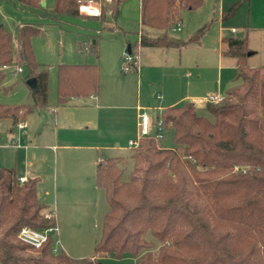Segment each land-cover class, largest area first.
<instances>
[{
    "label": "trees",
    "instance_id": "16d2710c",
    "mask_svg": "<svg viewBox=\"0 0 264 264\" xmlns=\"http://www.w3.org/2000/svg\"><path fill=\"white\" fill-rule=\"evenodd\" d=\"M14 1L42 8L41 0ZM76 1L54 0L48 20L59 23L65 17H79ZM122 1L103 2L101 14L94 17L103 19L107 11L115 14ZM244 2L248 0L232 3L223 19ZM201 3L140 0L138 40L127 49L134 61V46L181 48L187 43L169 31L180 21L182 9ZM38 31L32 24L18 25L16 30L22 80L34 78L35 85L30 87V102L0 103V119L10 118L14 125L49 106L48 71L35 60L31 44ZM222 41L223 55L235 59V73L223 100L206 103L213 121L198 115L189 100L166 107L155 120V125L161 121L162 138L149 132L130 149L129 158L106 157L98 162L96 183L108 208L94 254L116 258L130 254L134 264H264V68L247 64L246 37L224 36ZM12 43V34L0 24V83L1 66L16 62ZM89 52L98 57L96 41ZM98 88L97 63L56 65L58 104L96 93ZM170 131L168 147L162 139ZM37 181L28 177L20 183L14 173L0 169V264H92L87 257L73 258L63 249L54 252L53 234L37 248L18 239L24 225L36 229L55 225L54 217L44 216L45 205L37 199Z\"/></svg>",
    "mask_w": 264,
    "mask_h": 264
},
{
    "label": "rangeland",
    "instance_id": "374dc122",
    "mask_svg": "<svg viewBox=\"0 0 264 264\" xmlns=\"http://www.w3.org/2000/svg\"><path fill=\"white\" fill-rule=\"evenodd\" d=\"M45 1L42 8L31 9L17 4L14 0H0V24L13 36L12 46L15 59V34L18 25L32 24L39 28L37 34L32 37L31 44L35 60L44 65L48 71L50 105L56 103V65L62 62L97 63L100 72V95L108 97L113 91L122 90L127 93L126 97L129 101L134 102L136 98H139L140 102L147 100L152 104L158 102L160 95L183 91L185 88L196 90L198 94L205 96L214 93L218 79L216 53H218L219 45H221L220 48L225 47L224 42H221V38L224 36L246 37L249 52L251 48L257 50L256 54L246 58L247 64L252 67L264 68V0H249L247 3H241L235 12L224 20L221 19L222 11L227 10L232 3L240 0H202L200 6L183 10L180 30L172 31V27L169 33L181 40H188V42L179 50L176 48L167 50L173 53L172 57L167 52L162 58H158L166 64L163 69L150 67L153 59L149 57L148 51L160 48L140 47L138 50L140 65L145 68L139 73L131 70L124 72L122 66L126 63V54L132 57L127 53L128 44L132 45L138 37L140 0H123L115 14H111L110 11L106 12L108 16L104 20L98 18L99 20L84 22L78 18L65 17L59 23L50 22L47 18V11L51 8L54 0ZM81 16L92 17L85 14H81ZM231 27H234L236 31L232 32ZM93 41H96L98 45V57L89 52V45ZM177 51L181 53L178 54ZM132 59L134 58L132 57ZM232 60V58L223 57L222 80L233 75ZM18 65L19 62L16 59L12 65L5 68L1 66L4 77L0 83V103L17 104L31 101L30 87L22 80L23 72L17 70ZM172 66L185 68L179 74L178 80H176L177 77H173V79L170 76L169 70ZM160 81L162 82L161 86H159ZM196 103L197 114L213 121V115L205 107L206 97L204 100H196ZM57 108L59 113L64 109L60 105ZM66 109L70 111L69 114H74L78 110L76 107H66ZM47 112L49 111L43 110L30 114L35 128H43L47 131H50L51 128L71 130L67 126L66 120L62 119L57 122L55 127L54 119L49 116L48 123L43 124V113ZM4 125L9 126L11 123L8 121ZM1 128L2 124H0V168L10 169L7 167L13 164L14 160L23 172L31 166L34 169L41 165L48 170L53 168L55 160L50 158L51 155L48 164H39L34 159L32 147H23L24 144H28V138L20 134V130L16 127H13V134L18 136L20 134V141L18 139L20 147L14 148L6 145V138L11 135L7 136L6 132L1 131ZM71 128L76 129L74 124L71 125ZM162 144L171 146V131L162 139ZM100 154L104 155L102 152ZM29 161L30 163L32 161L31 166L27 165ZM130 168L131 164L128 165L127 170ZM10 180L13 185L15 179L11 178ZM16 181L20 182L17 177ZM101 203L106 209L107 204L103 196ZM93 223L95 225L90 233L67 235V240L61 241V243L58 242V236H54V252H58L63 246L64 250L73 257L83 255L82 258H84L93 255L87 259L92 264H134V258L130 254H125L121 258H116L111 254H94V240H98L101 232L100 217L96 218Z\"/></svg>",
    "mask_w": 264,
    "mask_h": 264
},
{
    "label": "crops",
    "instance_id": "0c3cea01",
    "mask_svg": "<svg viewBox=\"0 0 264 264\" xmlns=\"http://www.w3.org/2000/svg\"><path fill=\"white\" fill-rule=\"evenodd\" d=\"M183 10H186V8L182 9L181 12ZM225 11H222V14ZM106 16L108 15L105 13V17ZM105 17L103 19L101 18V20H104ZM74 18H78L84 22L99 20L98 17L94 16H81V13L79 17ZM221 19L224 20L223 15H221ZM232 28L234 27H231V31ZM235 31L234 28L232 32ZM136 40H138V37ZM221 42L223 43L222 38ZM134 43L132 45H134ZM129 45L131 44H128V47ZM140 47L142 46L133 47V52L135 53V65L130 66L127 71H124L123 69L122 71L128 72L131 70L139 73V71L142 72L144 70L145 67H141L138 55ZM147 47L160 48L150 49L151 51H148V53L150 54L149 57L153 59L150 67H160L163 69L166 64L163 60H158V58H162L167 52H169L172 57L173 53L167 51L170 50V48L158 46ZM220 47L221 45L218 46V53H216L218 79L216 81L215 92L212 94H223L231 85V80L235 73V59L223 55V50L226 45L224 48ZM176 49L179 50L180 48ZM177 52L178 54L181 53H179V51ZM127 53H129L128 50ZM256 53L257 50L255 51L251 48L248 57ZM223 57L233 59L231 64L234 70L233 75L230 78L226 77L224 80L221 79ZM183 69L185 68L182 66H172L169 70V73H171L170 76L172 78L177 77L176 80H178L179 74L182 73ZM158 79L159 78L157 77V80ZM161 84L162 82L160 81L159 86H161ZM99 90L100 89L98 88L96 93H91L88 96L69 97L63 103L59 104L56 102L55 104L50 105L49 101L50 107L48 106L45 109L34 110L30 113L32 114L34 112L47 110L49 112L46 114L43 113V124L48 123L47 118L49 116L54 119L53 124L55 127L57 122L62 119L66 120V123H68L67 126H69L71 130H66L64 128H51L50 131H47L43 128H35V124L33 123L30 114L21 121V123H24L23 128H19L17 126L18 124L14 125L10 118L0 119V124H2L1 131L6 132L7 136L11 135L9 138H6V145L13 146L14 148L20 147L18 139L20 141L19 136L20 134H23V136H27L28 138V144H24L23 147H32L34 150V159L37 160L39 164H48L50 155V158L55 160V164L50 170L43 168L42 165L34 169L31 166L32 161L31 163L29 161L27 162V165L31 166V168L27 167L25 172H23L21 168L17 166L15 160L13 164L9 165L10 167H7L11 170H5L14 173L17 178L25 177V180L28 177L38 178L36 185L37 199L45 205L44 214H53L57 229L53 235L58 236L59 243L67 240V235L90 233L95 225L93 222L96 218L100 217L102 223L103 215L107 211L108 206L105 209L101 203L102 196L104 197L105 202L106 199L104 191H102L103 189H101L96 183L97 164L100 160L106 157L127 158L129 156L132 147H129L127 142L139 133L140 113H146L148 115L150 123L149 132L156 134L157 127L155 125V120L163 109L172 105L181 104L186 100L191 101L196 106V100H204L206 97L205 95L198 94L196 90L185 88L183 91H173L169 94L160 95L158 102L152 104L147 100L140 102L139 98H136L134 102L129 101L126 97L127 93L122 90L113 91L108 97L100 95ZM59 105L64 108L60 113L57 108ZM66 107H76L78 110L74 114H69L70 111L67 110ZM8 121L11 125H4V123ZM73 124L76 127L75 130L71 128V125ZM13 127L20 130L19 136L13 134ZM14 140H16L18 145L11 143ZM22 140L24 141V139ZM100 152L104 153V155H101ZM95 241L97 240H94V243H96ZM61 249L64 250L63 246ZM64 251L71 256L69 252L66 250ZM91 256L86 257L89 258ZM82 257L83 255L73 258L80 259Z\"/></svg>",
    "mask_w": 264,
    "mask_h": 264
},
{
    "label": "built area",
    "instance_id": "2783aa9c",
    "mask_svg": "<svg viewBox=\"0 0 264 264\" xmlns=\"http://www.w3.org/2000/svg\"><path fill=\"white\" fill-rule=\"evenodd\" d=\"M77 8L79 13L85 14L88 16H99L101 14V7L102 3L110 4L112 3V0H77ZM173 31L180 30V22H177L175 26L172 28ZM234 28H232V31ZM125 60L126 63L122 66V69L124 71L129 70V67L135 64L134 59L132 57L128 56L127 54L125 55ZM7 67L6 65H2V68ZM18 71H21V68L18 66L17 68ZM224 95L223 94H209L206 96V101L211 102V103H216L221 100H223ZM139 133L137 136H135L132 139L128 140V146L129 147H135L138 145L139 140L141 136L148 134L150 130V123H149V117L146 113H140L139 114ZM19 128L24 127V123H18L17 125ZM156 126H157V133L156 136L157 138H162V128H161V121L157 120L156 121ZM11 143L18 145L16 143V140L12 141ZM20 182H23L25 180V177H19L18 178ZM46 218H52L53 214L51 213H46L44 214ZM56 225L44 228V229H36L33 227H30L28 225L22 226L19 231H18V239L31 246V247H40L43 245L47 240L50 234H54L56 232ZM53 250L55 251V247L53 246Z\"/></svg>",
    "mask_w": 264,
    "mask_h": 264
},
{
    "label": "water",
    "instance_id": "95a60500",
    "mask_svg": "<svg viewBox=\"0 0 264 264\" xmlns=\"http://www.w3.org/2000/svg\"><path fill=\"white\" fill-rule=\"evenodd\" d=\"M41 5L45 4V0H41ZM129 49V47H128ZM250 54V52H248V55ZM26 83L29 85V87H33L35 85V79L34 78H30L26 80Z\"/></svg>",
    "mask_w": 264,
    "mask_h": 264
}]
</instances>
